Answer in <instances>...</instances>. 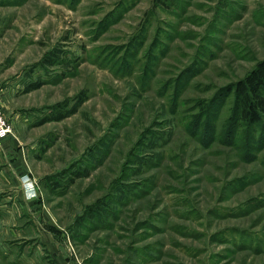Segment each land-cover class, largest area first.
I'll return each mask as SVG.
<instances>
[{
    "label": "rangeland",
    "instance_id": "obj_1",
    "mask_svg": "<svg viewBox=\"0 0 264 264\" xmlns=\"http://www.w3.org/2000/svg\"><path fill=\"white\" fill-rule=\"evenodd\" d=\"M263 58L264 0H0V264H264Z\"/></svg>",
    "mask_w": 264,
    "mask_h": 264
},
{
    "label": "trees",
    "instance_id": "obj_2",
    "mask_svg": "<svg viewBox=\"0 0 264 264\" xmlns=\"http://www.w3.org/2000/svg\"><path fill=\"white\" fill-rule=\"evenodd\" d=\"M51 53H53V50L42 61L52 63L50 58L54 60V57ZM36 85L31 84L27 89L37 87ZM228 91H233L234 93L235 106L239 110V115L250 123H258L264 114V58L257 61L244 77L235 81ZM81 102L82 99H79L71 109L51 116V120H60L74 113Z\"/></svg>",
    "mask_w": 264,
    "mask_h": 264
},
{
    "label": "built area",
    "instance_id": "obj_3",
    "mask_svg": "<svg viewBox=\"0 0 264 264\" xmlns=\"http://www.w3.org/2000/svg\"><path fill=\"white\" fill-rule=\"evenodd\" d=\"M12 130H13V124L12 122H10V120L7 118L4 112L3 105H2V95L0 93V139H3L9 136L12 133ZM31 184H32L31 181H27L25 189L28 190ZM25 195H27V193Z\"/></svg>",
    "mask_w": 264,
    "mask_h": 264
}]
</instances>
